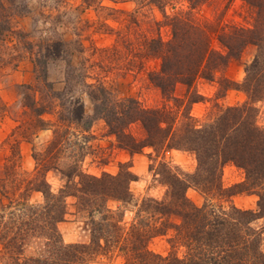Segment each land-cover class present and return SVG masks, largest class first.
Returning <instances> with one entry per match:
<instances>
[{
	"label": "trees",
	"instance_id": "1",
	"mask_svg": "<svg viewBox=\"0 0 264 264\" xmlns=\"http://www.w3.org/2000/svg\"><path fill=\"white\" fill-rule=\"evenodd\" d=\"M111 1L120 4L137 0ZM161 1L167 0H152V3ZM188 1L196 9L208 0ZM241 1L256 13L253 29L201 24L193 15L180 13L166 17L171 31L167 39L160 30H150L141 36L125 25L124 30L115 32L116 44L102 50L115 51L116 59L129 54L133 65L136 61H158L159 70L150 72L149 77L167 102L180 103L176 109L167 104L157 109L144 108L134 98L112 102L105 89H101L99 102L92 99L95 102L92 117H87L84 103L79 99L67 109V120L85 132L94 119L101 117L109 133L131 154L141 153L147 147L157 153L164 148L196 155L198 168L194 175L181 178L171 167L164 166L165 197L160 201L152 197L143 200L128 228L123 223L124 213L112 210L108 203L133 202L129 185L136 177L129 170L116 177L105 174L98 178L83 173L79 164L86 151L83 147L72 149L74 143H70L68 133L59 131L60 126L55 129L53 139L33 147L36 174L30 177L22 171L21 140L28 141L34 132L47 130L50 125L43 118L49 105L33 98L31 86L24 87L28 92L24 103L32 117L6 140L11 149L0 165L2 264H90L113 252L122 256L124 264H264L262 239L253 227L257 219L264 217V127L256 120V108L245 103L220 109L214 118L199 124L190 112L191 104L198 100L185 104L175 95L178 84L191 88L198 78L214 81L231 59H240L252 45L258 53L245 67L243 84L225 79V90L238 86L253 103L264 98V0ZM119 12L126 17L124 21L129 18L130 23H137L136 12ZM103 26L112 31L108 24ZM11 34L10 21L0 13V40L5 41ZM215 35L222 51L212 47ZM61 48L60 44L47 48L37 64L46 65L48 59L61 57ZM0 65H6L1 55ZM43 78L47 79L46 74ZM134 124H140L143 129L141 140L129 131ZM227 164L245 172L246 181L235 189L255 192L259 197L258 211L241 210L234 205L226 209L215 203L234 195L221 182ZM49 172L65 177V185L57 194L48 182ZM192 186L204 195L203 205H196L188 198L187 191ZM33 193L42 194L41 204L31 203ZM68 197L76 200V212L90 224L89 243L66 244L62 239L58 225L67 214ZM166 236L173 249L176 246L185 249L184 258L174 251L163 256L151 250L152 240Z\"/></svg>",
	"mask_w": 264,
	"mask_h": 264
},
{
	"label": "rangeland",
	"instance_id": "2",
	"mask_svg": "<svg viewBox=\"0 0 264 264\" xmlns=\"http://www.w3.org/2000/svg\"><path fill=\"white\" fill-rule=\"evenodd\" d=\"M0 8V13L10 21L13 31L5 41L0 40V55L6 63L4 66L0 65V165L11 149L6 140L18 126L26 124L32 117L24 103L28 93L24 87L29 85L32 87L33 98L49 105L50 109L43 118L50 125L47 130L34 132L28 141L21 140L19 149L22 171L30 177L36 174L33 147L53 139L55 129L60 126L59 131L68 133L70 143H74L72 149L83 147L86 151V156L79 164L83 173L98 178L105 174L116 177L122 171L129 170L136 177L129 185L133 202L108 203L112 210L124 213L123 223L127 228L135 219L143 200L152 197L160 201L165 197L167 188L162 183L164 166L171 167L183 178L196 173L198 162L194 153L176 149L163 148L157 153L146 147L141 153L131 154L109 133L101 117L94 119L86 132L78 124L67 120V109L77 99L84 103L87 117H92L94 104L101 99V89L106 90L107 97L112 102L134 98L148 109L162 108L166 104L176 109L175 106L180 104L167 102L150 79L149 73L159 70L158 61H136L133 65L129 54L116 59L115 51L106 53L102 50L111 49L116 44L115 32L124 30L125 25L141 36L150 30H160L167 39L171 31L166 17H174L180 13L193 15L201 24L211 23L220 27L235 25L253 29L256 22V13L241 0H208L196 9L191 8L188 0H167L160 3L137 0L120 4L111 0H0ZM119 11L136 12L137 23H130L127 21L129 18L124 21L126 17ZM104 24H108L112 31ZM212 38V47L216 51H222L217 36ZM55 44L62 45L61 57L48 59L46 65L37 64L38 57ZM257 53L256 46H248L240 59H231L227 67L217 73L214 81L198 78L191 88L178 84L175 95L185 104L198 100L191 104L190 112L199 124L214 118L220 109L252 103L257 110L256 120L264 127V98L253 103L238 86H228L230 89L226 91L224 84L225 79L230 83L243 84L246 78L245 67ZM44 74L47 76L46 80L43 78ZM95 98L99 100L96 101ZM183 109L182 107L181 110ZM129 131L138 140L144 137L140 124L132 125ZM47 179L56 194L65 185V177L60 173L49 172ZM245 181L246 174L243 170L227 164L222 170L221 182L225 189L233 190L234 195L229 199L224 197L215 200V203L226 209L234 205L241 210L258 211L259 197L255 192L235 189ZM187 196L199 206L205 201L204 195L194 186L188 189ZM42 202L41 193L32 194L31 203ZM75 203L74 198H67V214L58 225V230L66 244L89 243L90 224L76 212ZM253 227L260 233L264 252V217L257 219ZM150 248L163 256L174 251L180 258L185 257L183 247L172 248L169 236L155 238L150 243ZM90 264H124V259L113 252L98 257Z\"/></svg>",
	"mask_w": 264,
	"mask_h": 264
}]
</instances>
